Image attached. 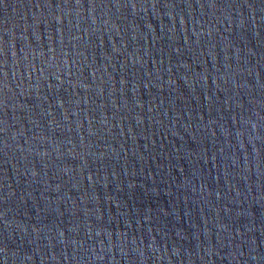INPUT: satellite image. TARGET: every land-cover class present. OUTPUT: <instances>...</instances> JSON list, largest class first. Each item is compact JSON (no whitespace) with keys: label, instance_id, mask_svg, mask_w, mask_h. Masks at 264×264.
<instances>
[{"label":"water","instance_id":"95a60500","mask_svg":"<svg viewBox=\"0 0 264 264\" xmlns=\"http://www.w3.org/2000/svg\"><path fill=\"white\" fill-rule=\"evenodd\" d=\"M0 264H264V0H0Z\"/></svg>","mask_w":264,"mask_h":264}]
</instances>
